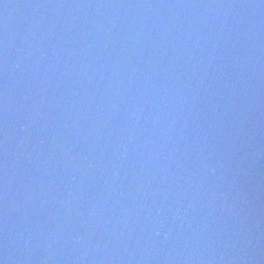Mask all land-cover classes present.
<instances>
[{
	"label": "water",
	"instance_id": "95a60500",
	"mask_svg": "<svg viewBox=\"0 0 264 264\" xmlns=\"http://www.w3.org/2000/svg\"><path fill=\"white\" fill-rule=\"evenodd\" d=\"M0 264H264V0H0Z\"/></svg>",
	"mask_w": 264,
	"mask_h": 264
}]
</instances>
